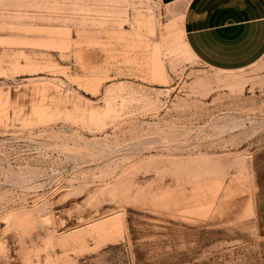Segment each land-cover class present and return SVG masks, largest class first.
<instances>
[{
    "label": "rangeland",
    "instance_id": "374dc122",
    "mask_svg": "<svg viewBox=\"0 0 264 264\" xmlns=\"http://www.w3.org/2000/svg\"><path fill=\"white\" fill-rule=\"evenodd\" d=\"M159 0H0V264H264V55L231 72Z\"/></svg>",
    "mask_w": 264,
    "mask_h": 264
},
{
    "label": "crops",
    "instance_id": "0c3cea01",
    "mask_svg": "<svg viewBox=\"0 0 264 264\" xmlns=\"http://www.w3.org/2000/svg\"><path fill=\"white\" fill-rule=\"evenodd\" d=\"M159 1L179 11L184 44L206 66L231 72L264 55V0ZM260 224L264 226L261 195Z\"/></svg>",
    "mask_w": 264,
    "mask_h": 264
}]
</instances>
